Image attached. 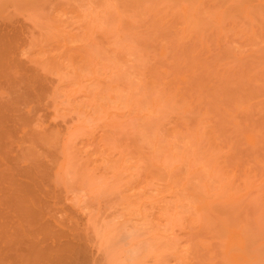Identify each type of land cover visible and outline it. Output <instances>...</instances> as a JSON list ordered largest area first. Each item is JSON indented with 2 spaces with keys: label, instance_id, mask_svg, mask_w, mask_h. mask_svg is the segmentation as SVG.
I'll return each instance as SVG.
<instances>
[{
  "label": "rangeland",
  "instance_id": "obj_1",
  "mask_svg": "<svg viewBox=\"0 0 264 264\" xmlns=\"http://www.w3.org/2000/svg\"><path fill=\"white\" fill-rule=\"evenodd\" d=\"M5 235L49 264H264V0L1 3Z\"/></svg>",
  "mask_w": 264,
  "mask_h": 264
},
{
  "label": "bare ground",
  "instance_id": "obj_2",
  "mask_svg": "<svg viewBox=\"0 0 264 264\" xmlns=\"http://www.w3.org/2000/svg\"><path fill=\"white\" fill-rule=\"evenodd\" d=\"M6 1L8 0H0V6ZM6 235L1 241L0 264H49L44 250L38 248V245L29 241L7 238Z\"/></svg>",
  "mask_w": 264,
  "mask_h": 264
}]
</instances>
